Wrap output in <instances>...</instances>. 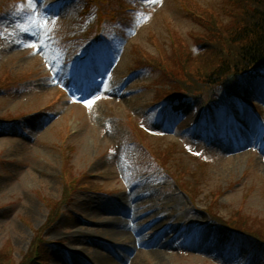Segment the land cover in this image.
Here are the masks:
<instances>
[{
  "label": "rangeland",
  "instance_id": "374dc122",
  "mask_svg": "<svg viewBox=\"0 0 264 264\" xmlns=\"http://www.w3.org/2000/svg\"><path fill=\"white\" fill-rule=\"evenodd\" d=\"M227 3L160 0L154 14L128 41L115 72L107 77V93L122 95L109 96L104 91L92 99V107L86 100L64 101L59 89L64 70L52 68L58 71L55 75L50 65H44L54 57L47 48L48 40L44 39L43 51L29 50L37 42L24 32L17 34L14 28L19 26L6 25L0 32V88L16 81L22 87L35 86L33 91L21 93L0 91V114L15 116L47 104L43 109L50 108L11 125L0 124V258L12 256L16 264L22 263L31 253L34 234L44 229L48 239L65 241L50 251V264H103V256L118 264H264L259 253L244 262L248 250L235 246L223 226L209 222L206 210L227 219L237 213L248 215L250 229L264 230V124L251 110L257 104L264 115V81L247 76L241 79L245 98H234L229 104L231 119L224 111L216 113L220 131L213 132L210 142L201 136L191 138L176 128L160 139L149 140L161 158L166 162L170 159L175 175L194 188V201L161 170L153 180L142 176L146 167L135 165L136 157L148 164L149 156L130 147L124 121L130 111L137 118L142 116L166 75L200 80L197 70L205 65L191 54L190 47L194 49L197 39H203L207 32L190 19L193 14L189 11L199 14L204 22L206 16L212 19L219 12L226 26L233 28L236 20L225 14ZM26 29H35L33 23ZM156 43L164 52L168 71L161 78L156 72H142L131 83H124L123 77L133 76L131 71L145 54L158 58ZM190 58H195L192 69L197 72L189 70ZM46 68L54 76H48ZM32 72L36 81H25ZM138 89L136 94H126ZM46 113L55 116L44 119ZM104 122L109 124L108 130ZM21 128L24 130L17 132ZM6 129L9 132H4ZM73 175L78 177L71 180ZM80 180H93L88 181L91 189L98 181L111 192L106 195L79 188ZM68 184L74 187L71 200L66 192ZM57 207L62 213L50 223ZM195 221L198 230L189 236L194 249H183L185 238L177 242L172 235L186 237ZM119 226L128 230L114 235L112 229Z\"/></svg>",
  "mask_w": 264,
  "mask_h": 264
},
{
  "label": "trees",
  "instance_id": "16d2710c",
  "mask_svg": "<svg viewBox=\"0 0 264 264\" xmlns=\"http://www.w3.org/2000/svg\"><path fill=\"white\" fill-rule=\"evenodd\" d=\"M229 1H231V6L227 11L230 18L236 20V26L227 27L221 15L220 17L219 15H217L218 17L213 16L212 19L206 16L207 35L203 37V41L206 42V50L198 55V59L204 62V68L202 65L200 67L203 68L202 70L193 71L195 69H192V65L196 57L189 59V70L197 72V76L201 77L200 80L190 81V79L182 80L175 77L177 82L173 83V91L186 90L194 94L197 105H201L208 99L213 101L216 84L221 83L226 87L228 93L237 92L239 88L237 81L240 74L260 71L264 68V0ZM230 73L236 75L235 82H231L227 78ZM205 95H214V97L206 98ZM8 118L4 120H10ZM54 215L56 216V213H52L50 216V223L55 219ZM219 220L224 221L228 228L233 229L236 232V238L244 241L246 245L257 246L259 241L264 243V230L255 231L248 227L250 216L237 213L230 219L219 218ZM41 232L42 230L35 234L31 253L19 264H49L48 253L54 243L46 241ZM12 248L14 249L13 245ZM262 250L264 254V249L262 248ZM6 260L7 264L15 263L11 256L10 259L5 260L0 258V264H6Z\"/></svg>",
  "mask_w": 264,
  "mask_h": 264
},
{
  "label": "bare ground",
  "instance_id": "6f19581e",
  "mask_svg": "<svg viewBox=\"0 0 264 264\" xmlns=\"http://www.w3.org/2000/svg\"><path fill=\"white\" fill-rule=\"evenodd\" d=\"M122 226H119V229H112L113 234L114 235H119V234H121L120 232H124V231H127L128 230V229H122L121 228ZM131 233H133V231H131ZM154 253L156 255H158V256H161V253L159 251H155ZM103 264H118V263H115V261L113 260V258H111L109 256H103Z\"/></svg>",
  "mask_w": 264,
  "mask_h": 264
},
{
  "label": "snow or ice",
  "instance_id": "6c2138e0",
  "mask_svg": "<svg viewBox=\"0 0 264 264\" xmlns=\"http://www.w3.org/2000/svg\"><path fill=\"white\" fill-rule=\"evenodd\" d=\"M147 2H149V3H156L157 0H147ZM105 75H107V73H105ZM97 99H99V97H97ZM85 103H86V105H87L88 107H92L93 104L95 103V101L89 99V100H87Z\"/></svg>",
  "mask_w": 264,
  "mask_h": 264
}]
</instances>
